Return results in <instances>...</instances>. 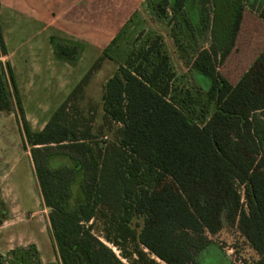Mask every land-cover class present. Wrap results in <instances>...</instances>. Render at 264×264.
Listing matches in <instances>:
<instances>
[{
  "label": "trees",
  "instance_id": "16d2710c",
  "mask_svg": "<svg viewBox=\"0 0 264 264\" xmlns=\"http://www.w3.org/2000/svg\"><path fill=\"white\" fill-rule=\"evenodd\" d=\"M245 0H159L189 32L211 26V42L190 63L194 79L215 103L197 121L185 100L172 96L169 54L157 35L134 48L105 82L103 124H120L113 140L92 132L94 116L80 106L104 52L56 108L45 126L32 130L10 67L0 71V111L17 109L61 264H125L93 231L95 219L108 224L107 241L132 264H153L142 244L167 264H203L209 234L236 228L264 264V48L235 82L223 64L235 48ZM212 2L209 16L203 3ZM1 7V1H0ZM264 20V5L259 10ZM205 22V23H204ZM205 25V27H204ZM80 43H57L73 58ZM0 54L7 49L0 19ZM134 216L143 217L138 231ZM133 252H126L127 243ZM9 264H31L25 248L10 251ZM0 264H7L0 254Z\"/></svg>",
  "mask_w": 264,
  "mask_h": 264
},
{
  "label": "rangeland",
  "instance_id": "374dc122",
  "mask_svg": "<svg viewBox=\"0 0 264 264\" xmlns=\"http://www.w3.org/2000/svg\"><path fill=\"white\" fill-rule=\"evenodd\" d=\"M158 1L144 0L139 12L132 21L128 20L125 27L110 31L97 29L99 34L90 37L91 44L81 43L73 58L56 53L57 58L53 61L49 34L54 30L43 29L36 19H30L26 15H11L10 12L5 11L2 15V25L7 33L10 47L14 51L12 59L15 66V81L20 89L25 113L34 115L40 120L46 119L47 122L102 54L105 48L100 44L109 37V34L116 33V40L108 46L106 51L108 55L104 56L108 58L104 63L102 62L101 69L98 67L93 71L80 99L84 115L87 118L94 116L92 132L97 140L100 142L113 140L120 127L118 123H114L111 127L103 124L102 93L105 82L120 65L125 64L132 49L146 48L157 35L162 36L163 48L169 54L172 69L176 73L172 81V96L183 98L184 106L197 121L200 122L209 116L215 108V103L208 101L205 90L194 79L190 63L200 47L210 45L211 23L209 27L201 29L190 19L192 28L188 32L186 26L180 22L179 16L172 17L170 8L166 15L156 13L154 7ZM136 2L137 0H113V6L116 10L121 9L122 6L130 8L135 6ZM244 4L245 16L235 48L227 60L218 66L219 71L233 83L264 48V20L259 16L264 0H245ZM98 5L101 4L98 2ZM202 5L211 16L212 2ZM26 23H30L31 26L27 27L24 25ZM59 37L60 34L53 37L54 49L55 44L63 43ZM67 64L71 65L70 69L66 68ZM66 78L70 81L67 86L61 84ZM10 142L8 148L11 150ZM16 170L15 188L4 191L6 203L0 199V254L9 264L10 251L23 247L28 251L31 264H61L51 232L49 209L44 203L27 156L18 164ZM91 223L94 233L112 247L125 264H132L131 260H136V255L131 259L123 257L122 251L106 240L105 235L109 225L104 219H95ZM142 225L143 217L134 216L131 226L139 231ZM208 236L211 243L204 251L203 264H249L256 258L255 252L236 228L226 227L218 235ZM134 246L132 242L127 243L125 251L133 252ZM139 247L146 253L148 259L154 260L153 264H167L144 245L140 244ZM42 258L45 261H42Z\"/></svg>",
  "mask_w": 264,
  "mask_h": 264
},
{
  "label": "crops",
  "instance_id": "0c3cea01",
  "mask_svg": "<svg viewBox=\"0 0 264 264\" xmlns=\"http://www.w3.org/2000/svg\"><path fill=\"white\" fill-rule=\"evenodd\" d=\"M0 19L2 24V15L5 11L10 14L26 15L30 19H36L43 29L54 30L50 35L51 43V58L52 61L57 58L54 49L53 41L56 34H60L61 41L71 44L73 42L83 43L90 45V37L93 34H99L97 29H111L126 26L128 20L132 21L134 16L141 9L144 0H137L135 6L128 8L127 6L121 7V9H115L113 6V0H0ZM98 2L101 5H98ZM117 26H115V25ZM27 27H30V23H26ZM3 36L6 44L7 54H0V71L6 70V63L9 62L15 78V66L12 59L13 50L10 47L9 40L5 29L3 28ZM116 34V33H115ZM114 33L109 34V37L100 44L104 47V51L107 54V48L111 45L116 37ZM101 54V55H102ZM99 55L98 57H100ZM108 55V54H107ZM108 58V56L103 60ZM27 60V59H26ZM100 66V69L103 66ZM66 68L71 67L70 64L66 65ZM67 74V71H65ZM70 83L69 79L61 81V84ZM17 84V83H16ZM18 91L20 89L17 84ZM26 118L30 124V127L34 131L41 130L46 119L40 120L36 116H31L29 113H25ZM11 141V142H10ZM12 145V149L8 148V143ZM13 142V143H12ZM13 150V151H12ZM27 156L29 164L32 165L33 172L34 166L30 154V148L26 143L22 122L17 109L11 112L0 111V199L3 203H6L5 190L15 188V180L18 164L22 159ZM36 178V174H35ZM37 179V178H36ZM38 182V181H37ZM1 202V203H2ZM34 236V235H33ZM35 239V237H34ZM36 242V239H35ZM37 246L38 243L36 242ZM40 251V247L38 246ZM41 252V251H40ZM42 257V256H41ZM42 261H45L42 258Z\"/></svg>",
  "mask_w": 264,
  "mask_h": 264
}]
</instances>
